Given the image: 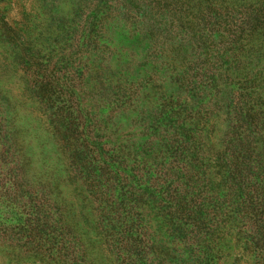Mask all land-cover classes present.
I'll return each instance as SVG.
<instances>
[{"label":"rangeland","instance_id":"374dc122","mask_svg":"<svg viewBox=\"0 0 264 264\" xmlns=\"http://www.w3.org/2000/svg\"><path fill=\"white\" fill-rule=\"evenodd\" d=\"M245 1L209 0L203 32L211 31L204 44L210 53L227 51L215 44L226 27L224 6L235 19ZM162 8L157 0H0V264H77L82 251L97 264H128L118 251V233L108 231L123 222L116 213L103 216L90 199L104 181L92 173L104 164L99 153L114 169L111 156L127 150L123 166L133 164L134 186L185 188L183 151L171 156L167 143L170 137L183 141L192 114L211 160L203 167L212 170L197 182L205 189L200 196L206 195L228 121L229 107L218 108L216 101H226L233 86H214L225 65L196 59L203 45L191 35L198 30L186 27L191 18ZM41 76L50 82L46 89L36 88ZM167 112L171 119L164 118ZM65 123L77 131L78 159L63 136ZM108 192L110 203L118 199ZM34 213L41 217L40 232L30 225ZM207 215L198 241L187 238L186 216L178 219L183 238L158 225L153 214L135 221L156 237L147 243L166 245L165 264H264V236L257 233L264 211L225 225H213L211 211ZM204 254H211L209 261Z\"/></svg>","mask_w":264,"mask_h":264},{"label":"trees","instance_id":"16d2710c","mask_svg":"<svg viewBox=\"0 0 264 264\" xmlns=\"http://www.w3.org/2000/svg\"><path fill=\"white\" fill-rule=\"evenodd\" d=\"M157 5L163 6L162 10L172 11V13L183 11V16L191 18L186 27L198 30L191 32V35L194 33L196 35L195 44L203 45V51L200 55H196V59L202 63L207 61L210 67L219 68L220 65H225L222 82L214 86L232 85L233 88L229 95L224 96L226 101L221 99L222 96L219 98L220 103L216 101L218 108L222 104L229 107L226 118L228 121L218 139L216 146L218 150L215 152L216 157L213 161V166L217 168L211 176L207 177L209 183L206 195L200 196L198 192L205 189L203 186H198L197 182L200 176L205 177L209 174V170H212L206 171L203 167L211 160L202 150L203 137L201 131L194 127L198 123L194 114L189 118L193 122L192 126L188 127L192 128L183 127V141L178 139L179 143L183 142V149L182 144H175L171 137L170 143H167L171 156L183 151L185 188L180 185L178 188L172 185L169 187V183L157 190L147 185L134 186V181L137 182L139 177L133 171V164L128 170H125L123 166V161L129 154L127 150H119L117 154L111 156V160L117 159L114 169L108 168L109 162L106 163V157L104 159L99 153L100 162L106 165L99 163L98 171L92 173L104 181H101L102 186L98 184L99 186L96 185L91 190L94 195L91 194L90 199L98 202L103 216L116 213L117 222H123V225H119L121 227L119 229H116L115 225H108L110 228L108 231L111 234L118 233V251L123 255V261H127L128 264H137L146 252L148 256L142 260V264H165V258L169 253L163 243H147V237L150 239H156V237L149 236L151 232L146 226L140 228L135 218L141 220L145 217L144 215L153 214L156 216L158 225L168 227L170 233L175 232L183 238V234L186 233L183 227L178 226V222L186 216L183 221L188 220L187 229L191 233L187 235V238L191 236L194 241H198L200 240L198 231L201 226L199 224L207 223L209 211L212 213L210 223L213 225L216 223L225 225L227 222L235 221V218L241 219L250 212L260 214L264 211V0H246L245 12L238 17L235 15V19L224 6L225 18L222 27H226L223 31H217L215 44L222 43L227 51L225 47H219L216 53H210L211 46L204 45L205 38L211 33L207 29L203 32L206 25L205 16L210 11L209 0H202V2L200 0H157ZM197 21H202L199 28ZM42 77L36 86L38 89H46L48 85L50 86V82ZM54 91L55 87L52 92ZM59 109L61 111V107ZM65 111L67 113V110ZM66 113L64 116H68ZM164 115L167 120L172 118L169 112ZM61 118L63 117L59 114L57 121L61 122ZM64 125L67 132H64L63 136L66 142L72 145L73 154L77 155L78 159L81 152L77 150L79 145L77 131L75 127H70L71 124ZM82 150L85 149L82 148ZM147 158L153 160V155H148ZM177 178V176L172 177L170 180ZM111 190L116 191V198H118L113 200V203H110L106 196L110 195L108 191ZM40 219L41 217L34 213L30 223V225H36L39 232L43 229L40 227L42 224ZM241 222L244 223L243 220ZM257 225H264V222H259ZM155 226L157 228V225ZM263 228L258 227L259 237L264 236ZM211 234L212 230L208 235ZM203 250L208 252V243L203 246ZM115 253L120 256L116 250ZM204 255L209 261L211 254ZM80 258L82 263L77 264H97L93 260L90 262L89 256L84 251L81 252ZM69 264H76V262Z\"/></svg>","mask_w":264,"mask_h":264}]
</instances>
